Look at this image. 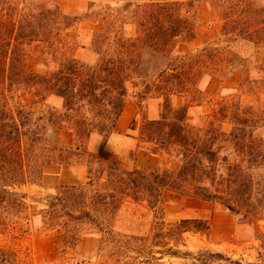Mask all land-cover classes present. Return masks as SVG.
<instances>
[{"label": "trees", "instance_id": "obj_1", "mask_svg": "<svg viewBox=\"0 0 264 264\" xmlns=\"http://www.w3.org/2000/svg\"><path fill=\"white\" fill-rule=\"evenodd\" d=\"M206 2L220 22L215 38L197 52L176 56L178 45L195 39L198 7ZM108 8L111 13L95 14L97 28L88 50L97 59L90 64L75 57L77 44L66 32L91 13L67 15L57 0H22L21 8L0 0V193L9 195L7 188L17 184L38 185L51 164L83 166L85 181L60 186L42 212L55 233L57 257L73 251L94 229L111 264H166L156 253L198 264H240L220 253L179 250L183 234L208 236L212 223L192 218L167 224L162 208L177 198L216 203L264 249V107L230 101L220 108L219 118L213 114L218 122L227 119L229 130L214 121L194 128L186 122L188 106L175 107L172 98L184 96L203 75L236 74L241 86L264 90V4L124 0ZM33 53L47 64L45 73L27 67ZM251 73L258 78L251 79ZM130 95L139 101L149 95L162 99L159 118L144 120L138 138L154 153L175 159V168L125 169L105 152ZM53 98L58 106L50 104ZM50 129L69 133L70 142L50 143ZM93 134L103 139L96 153L87 149ZM128 203L143 204L152 214L148 233L114 231L112 222ZM157 247L161 252L153 250ZM0 264L23 262L0 248Z\"/></svg>", "mask_w": 264, "mask_h": 264}, {"label": "rangeland", "instance_id": "obj_2", "mask_svg": "<svg viewBox=\"0 0 264 264\" xmlns=\"http://www.w3.org/2000/svg\"><path fill=\"white\" fill-rule=\"evenodd\" d=\"M21 8L22 0H11ZM124 0H57L63 13L67 15H82L89 12L90 17L67 30V37L77 44L75 57L93 64L96 55L88 50L90 38L97 28L95 14L100 17L104 12L111 13L110 8L116 9ZM264 4V0H257ZM201 19L196 29L195 39L190 43L177 46L175 55L182 57L202 49L215 38L220 22L213 16L208 2L198 7ZM99 17V18H100ZM84 46L85 48H82ZM33 53L27 58V67L37 73H45L47 64ZM258 58V56H256ZM251 73L250 78L258 76ZM242 78L238 75L224 77L203 75L197 79L193 88L184 96L173 97L172 105H187L186 122L189 127H205L214 121L217 126L229 130L227 119L218 122L213 120V114L230 101L239 103L243 107H264V90L245 84L240 85ZM50 104L58 106V99H51ZM162 99L156 95H149L143 101L130 95L126 102L116 127L107 139L104 150L117 157L125 169L132 167L140 171L173 169L178 162L163 152H153V149L138 138L139 130L144 120L159 118ZM219 118V117H218ZM133 128V130H131ZM47 140L52 144H68L71 140L69 133L50 129ZM103 139L93 134L87 142V149L96 153ZM80 177V179H78ZM85 181L83 166H65L51 164L44 168L41 182L37 184H17L7 188L6 196L0 193V248L16 253L23 264H111L110 252L103 250L100 238L94 229L83 235L80 244L67 255L57 257L55 253V233L46 225L43 210L52 196L59 193L60 186H70ZM163 219L167 224H174L182 219L206 218L211 221L210 233L187 232L183 234V242L178 241V249L182 252L197 254L201 251L220 253L240 264H264V249L259 243L250 239L251 234L245 227L237 225L236 218L224 210L220 205L198 199L177 198L166 201L162 208ZM152 214L145 205L125 204L116 214L112 227L118 234H133L141 231L148 233L153 223ZM140 230V231H137ZM153 235V236H152ZM155 234H150L154 241ZM172 242L169 241L168 247ZM158 252L162 248H153ZM161 252V251H160ZM159 262L166 264H198L193 259H183L156 253ZM209 264H227L224 261Z\"/></svg>", "mask_w": 264, "mask_h": 264}, {"label": "crops", "instance_id": "obj_3", "mask_svg": "<svg viewBox=\"0 0 264 264\" xmlns=\"http://www.w3.org/2000/svg\"><path fill=\"white\" fill-rule=\"evenodd\" d=\"M78 179H80V177H78Z\"/></svg>", "mask_w": 264, "mask_h": 264}]
</instances>
